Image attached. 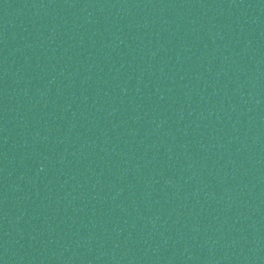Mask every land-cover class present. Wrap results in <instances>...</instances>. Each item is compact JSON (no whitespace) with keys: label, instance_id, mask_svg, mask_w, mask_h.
<instances>
[{"label":"water","instance_id":"95a60500","mask_svg":"<svg viewBox=\"0 0 264 264\" xmlns=\"http://www.w3.org/2000/svg\"><path fill=\"white\" fill-rule=\"evenodd\" d=\"M0 264H264V0H0Z\"/></svg>","mask_w":264,"mask_h":264}]
</instances>
